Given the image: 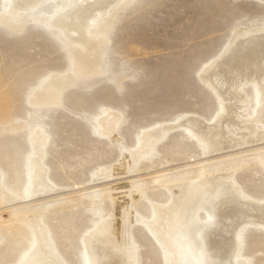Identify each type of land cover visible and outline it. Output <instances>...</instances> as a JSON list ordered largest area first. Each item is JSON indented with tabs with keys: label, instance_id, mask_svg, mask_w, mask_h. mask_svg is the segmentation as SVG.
<instances>
[{
	"label": "rangeland",
	"instance_id": "1",
	"mask_svg": "<svg viewBox=\"0 0 264 264\" xmlns=\"http://www.w3.org/2000/svg\"><path fill=\"white\" fill-rule=\"evenodd\" d=\"M55 1L38 0L34 7L17 11L14 27L0 20V174L10 193L23 192L30 158L27 137L37 128L44 129L48 139L42 163L53 190L38 193L31 201L61 199L47 206L41 217L59 258L65 264H85L84 240L103 224L101 231L110 245L97 248L101 264L112 262L118 250H124L131 264H198L192 238L187 244L182 234L170 250L159 240L171 234L181 211L162 214L155 221L156 212L174 204L173 199L183 198L184 206L188 205L187 196L200 180V166L213 172L208 179L227 187L221 169L235 156L241 164L231 175L233 186L245 195L237 208L247 212L254 206L259 219L249 216L239 255L228 264H264V165L253 156L258 152L264 161V124L253 126L256 134L244 129L253 114L255 118L253 111L260 109L256 83L248 81L246 70L251 69L248 60L258 58L259 46H264V0H117L112 4L103 0L104 13L94 12L84 29L78 31L73 23L69 31L64 28L67 36L77 39L71 44L61 40V29L47 25L56 14ZM91 1L67 0L62 11ZM4 9L5 0H0V18ZM93 38L99 40L97 45ZM240 53L245 57H238ZM227 55L238 59L242 68H231ZM74 60L87 64L83 70L87 74L72 75ZM239 70L240 77H246H238ZM218 75L222 84L214 83ZM257 78L264 88V72ZM48 79L62 81L57 103L33 104ZM237 80L239 94L229 100L235 96ZM236 100L246 107L233 115L228 109ZM110 113L118 117L107 129ZM221 119L228 128L221 130ZM102 121L106 133L100 132ZM189 121H195L190 128ZM164 129L169 130L161 133L152 151L134 163L131 155L139 149V139ZM201 131L221 133L210 146L218 151L204 147L196 135ZM162 175L165 181H159ZM171 181L176 183L168 188ZM95 189L103 190L95 202L81 195ZM223 193L203 201L204 208L197 211L190 227L192 234L203 229L214 257L211 264L225 259L232 229L239 224L228 219L230 232L223 235L216 224L208 226L205 221L214 203L237 200L232 189ZM22 204L23 199L15 198L7 206ZM4 208H0V264H20L32 248L33 236ZM149 221L163 232L149 226ZM211 229L215 232L206 236ZM223 239L230 240L225 245ZM42 262L52 264L48 258Z\"/></svg>",
	"mask_w": 264,
	"mask_h": 264
},
{
	"label": "bare ground",
	"instance_id": "2",
	"mask_svg": "<svg viewBox=\"0 0 264 264\" xmlns=\"http://www.w3.org/2000/svg\"><path fill=\"white\" fill-rule=\"evenodd\" d=\"M37 1L38 0H5V9L3 11V16L0 18V20L2 22H5L8 26L14 27L13 24H14V19H15V16L17 14V11L21 12V11L26 10L28 8H32L35 6ZM66 1L67 0H58L57 2L55 1L56 2L55 5L57 6L55 9L56 14L51 16L52 18L51 17L49 18L50 20L48 21L47 25H49L50 27H57V28L61 29L62 31L64 30V28L65 29L67 28L69 31L68 27L71 26V23H73L72 27L76 25V29H78V31L79 30L81 31V29H84L86 22L90 19V17L93 15L94 12L104 13V10L101 9V4H102L103 0H93V2L91 1V3L87 4L85 7H83L84 5L83 6H76V7H73L71 10H67L66 12H64V11H62V10H64L63 3ZM86 1L87 0H82V2H84V3ZM107 1L111 4L113 2H115V3L117 2V0H107ZM25 5L27 7H25ZM103 5H105V4L103 3ZM105 7H107V6H105ZM101 10H103V11L101 12ZM56 15L57 16L59 15V16L57 17ZM23 16H25V15H23ZM70 21H73V22H70ZM69 22H70V24H69ZM18 25H16V26H18ZM72 27H71V29H73ZM102 33H103V31H102ZM61 34H62L61 40H63V41L70 43V44H71V42H73V43L77 42V39L76 40H73L74 38L71 39L72 37L70 38L69 36H67L64 31ZM77 34H79V33H77ZM92 34L95 35V34H99V33L94 32ZM80 35H81V33H80ZM59 36H58V38H59ZM84 38H85V36H84ZM91 38H92V36H91ZM252 38H255V37H251L250 39H252ZM80 39H83V38H80ZM250 39H248V40L250 41ZM255 39H254V41H255ZM85 41H87V40H85ZM95 41H96V43L94 45H97L99 43L98 42L99 40L98 41L95 40ZM249 41H247V40L245 41V42H248V43H246L247 45L249 44ZM89 42H91V41H89ZM81 43H82V41H81ZM258 43H260V41H258ZM79 44H80V42H79ZM241 44L245 45L244 42ZM263 44H264V42H263ZM81 45L82 44H80V46ZM83 46L86 47V49H84V50H87V46L85 44ZM91 46H93V45L91 44ZM232 47H233V45H232ZM239 47H241V46H239ZM259 48H260V52H259L260 55H258L259 57L256 59H253V60H248V64L251 66V69L246 68V69H248V71L246 70V72L249 73L248 75H250V78H248L249 79L248 81H253L254 83H256V86H257L256 90L258 93V95H256V96H257V99L259 96L260 109H258V110L255 109V111H253L255 113V118H253V115H254L253 114L252 119H250V120L248 119L249 121L247 120L248 122H250V124H248L247 127H244V129H247V130L253 129L255 134L257 132V129L255 127L253 128V126H256V124H258V123L264 124V88H262L261 85H259L260 82L257 78L259 73H262V71L264 72V56H263L264 55V46H261V47L259 46ZM78 51H80V50H78ZM78 51H76V52H78ZM258 51H259V49H258ZM228 53H230V52H228ZM237 54H238V52H237ZM241 54L242 53H240L237 56L238 57H240V56L245 57V55H246V54H242V55ZM235 55H236V53H235ZM91 57H93V56H91ZM227 57L230 58L229 59L230 62L228 64H230L231 68L233 67L234 69H237V70L242 68L241 63L237 62L238 59L230 57L229 55H227ZM81 58H83V57H81ZM91 60H93V59H91ZM223 61H225V59ZM256 62H258V63L256 65H254ZM76 63H78V62L77 61L75 62V60H74V69L72 70V75L79 76V75L87 74V72L84 73V71H83L85 69L84 66L87 64H85V63L83 64L81 61H79V64H76ZM225 64H226V62H225ZM95 65L97 67V64H94V66ZM223 65H220V67ZM244 65H245V63H244ZM88 66H89V64H88ZM253 66H255V67H253ZM227 67H229V66H227ZM246 67H248V66H246ZM87 68H89V67H87ZM231 68H229V69H231ZM253 68H254V70H253ZM92 69H93V67H92ZM243 69H245V67ZM235 71H233V72H235ZM233 72H231V74H233ZM237 73H238V71H237ZM237 73L235 74V76L237 75ZM241 73L242 72L240 71L238 77H240ZM247 73H245V74H247ZM212 74H213V72H212ZM223 75H224V73H223ZM252 75H254V76L251 77ZM213 76H214V74H213ZM230 76H232V75H230ZM234 77H231V78H234ZM244 77H246V76H243L240 78L243 79ZM247 77H249V76H247ZM53 78H54V76H53ZM216 78H215L214 83H218V84L223 83V80H221L220 76L218 77V79H216ZM240 78H239V81H240ZM50 79H48V80H50ZM226 79H228V78H226ZM231 80H233V79H231ZM59 81H61V80L59 79L58 82ZM208 81H210V80H208ZM58 82L55 83L52 80L46 82V84L42 87L41 91L39 90L37 97L34 100L32 99L33 101L31 100L32 103L36 104V105L37 104L38 105H41V104L50 105V104L57 103L58 94L60 93L61 89L63 88L62 81H61V85H59L60 83H58ZM224 82H226V81H224ZM233 82H234V80H233ZM233 82L231 81L230 87L233 84ZM236 82H237V84H235L234 87L237 86V91L234 94L235 96H233V95L230 96L229 100H233V98H237L236 96H237V94H239L240 84H241L240 82H242V80L240 82H238V80H237ZM210 83H213V82H210ZM245 107H246V104L244 101L236 100L234 102V104H231V106H229L228 110L231 112V114L236 115V113L239 109H241V108L244 109ZM110 114H108V117H110V119L112 121L108 127L106 126L107 129L113 128V125L115 124L117 117H118V116L117 117L112 116L113 113L111 115ZM113 115H115V114H113ZM227 123L228 122L225 123L221 119L220 125H219L221 130L223 129V127H227L226 126ZM100 124H101L100 132L106 133L105 129H103V127H102L103 125H106V123L104 121H102V123L100 122ZM194 124H195V121H189L186 125L190 128V126H193ZM227 125H229V124H227ZM231 125H236V123H233ZM169 129H167V130H169ZM166 131L164 129V131H162L160 133L158 131L157 132L155 131L156 133H149V134L147 133V134L143 135L144 137L139 139V144H140L139 149L131 155V157L133 158V162L135 163L142 156L148 155L152 151L153 145L160 139L161 133H164V132L166 133ZM214 134L215 133H211L209 131L208 132H202L201 131L198 133L196 132V135L198 136V138L204 143V147H206V149L208 148V150L210 149L209 151L213 150V147H210V146L212 145L214 139L217 140V138H219L221 135L220 132L215 134V135ZM222 136H221V138H222ZM47 139H48V134L42 128L35 129L27 137L28 147L30 150V158L27 159L28 160V164H27L28 181L24 185V189H23V192L21 194L16 195V194H13V192L10 193L11 191L9 190L10 191L9 192L7 190V188H5L6 186L3 184L2 175L0 174V208L3 207V209H5L4 207H6V211H9V212H7V214L11 217L13 216L14 219L16 218L18 220V223L20 225H23L26 229H28L31 232V235L33 236L32 248L29 251V253L20 260V262H21L20 264H45L42 262V260L44 258L50 259L52 264H65L59 258L57 253L55 252L53 245H52V242L48 236V233L46 232L45 227H44L43 223L41 222V217H42L44 209L47 206H51L53 203L60 201L61 199H55V200L50 199L48 201L47 200H45V201L41 200L42 202H40L38 204H34L31 201L38 193L44 194L47 191L53 190V185L50 183V181L47 177L46 168H45L44 164L42 163L43 151L45 150L44 147H45V144L47 142ZM145 143H146V145H145ZM237 146H239V145H237ZM218 150L219 149L213 150V152L214 151L216 152ZM253 156H256V158L260 161V163L264 165V161L262 160L263 158L261 159L260 153H258V152L253 153ZM240 159H241L240 157H239V159H237L235 156L231 157V159L229 161H226L224 163V165L221 169V171H225V174L222 175L223 176L222 180L224 183L228 182L227 187L221 188V186L223 185L222 183H216L213 180L208 179V177L213 172L211 170H209L206 167V165L200 166L198 168L199 172H200L198 174V179L200 178V180L198 182L196 180L197 187H195L194 190L190 193V196H187L188 205L184 206L183 198L180 200V202L173 199L172 201H174V204H171L170 206L168 205V206L164 207V209L162 211L156 212V215L154 218L155 221H157V218L161 217L162 214H169L173 210H178V213L181 211V219H179L177 221V223L175 225H173V228L171 229V234L168 235V237L163 236L162 239L159 238V240L163 242V245H165L166 249H168V250L172 249V247L175 245L177 239L180 240L181 235L184 234L186 236V240L188 241L187 244H189L191 242V238L194 240V246L192 247V251H193V256L195 258L196 263H198V264H211L214 257L210 254V250H211L210 246L211 245L209 244V241H208V243H206V241L204 239L206 237L203 236V234H204L203 229L196 230V232L194 231V234H192L190 227H192L193 222H195L197 220V216H196L197 211L204 208V207H202L203 201L205 202V200L207 198H209L211 196V194H216V197H218L220 194H222L224 192V190L232 189V191L235 192V194H236L235 198L237 200L234 202H229L227 200H221L218 203H214V204L212 202L213 205H212V207L209 208L205 221L207 222L208 226H214L216 224V226L218 227L216 230H218V232L223 234V235H225L224 233H227L229 231V230H227L226 224H225V222L228 219H235V220L239 221V224L235 227V229H232L233 230L232 240H230V239H229L230 241L227 239L222 240V242L225 245H226L227 241L230 242L226 246V247H230V250L228 251V254L225 255V259L223 261H219L218 264H228L229 261L231 262V261L235 260V257H237V255H239L238 252L240 251V248L242 246V242H241L242 241V239H241L242 234H241V232H243V230L245 228V224L248 223L247 221H250L247 219L249 218V216L251 218H254L255 221L259 219V216L256 212V207L254 208V206H253L252 208H249L247 210V212H249L248 214H247V212L240 211L237 208L239 202L241 203V201L245 199L244 198L245 195H243V193L240 191V189L238 187L235 188L233 186L236 183L233 182L231 175H233L234 171L237 170L238 167H240V164H241ZM228 171H233V172L231 174H229ZM166 179H167V177L165 175H162L161 179H159V181H165ZM172 182H173V184L176 183L175 181L169 182L168 185H170V186H168V188L173 185ZM187 184L190 185L191 182H187ZM102 191L103 190L95 189V190H92L89 192H83V193H81V195L89 198L90 200H93L91 202H95L94 199H96L98 197V194H100ZM15 198H16V200L23 199L22 207L18 208V207L7 206ZM213 198H215V196ZM239 199L241 201H239ZM237 202H238V204H237ZM229 203H232V206H229V207L224 206V205H227ZM217 218H219V219H217ZM216 219L218 220V223H216V221H215ZM148 225L151 226L152 228L156 227V228L160 229L159 226L156 224L151 225V221L148 222ZM101 227L104 228V225L103 224L98 225L96 227V230L90 232L87 235V238L84 240V247H85V254H86L85 264H101L100 250H97V248H99V245L102 243H103L104 247L106 245H110V240L108 239L106 233L102 232L103 229L101 231ZM210 228L211 227H209V229ZM209 229L207 228L206 230H209ZM160 230H161V232H163V229H160ZM213 232H215V229H213V230L211 229V231H209V232L206 231L205 233L207 236ZM239 241H240V243H239ZM47 246L49 248H47ZM227 258H229V259H227ZM237 259H238V261L241 260L240 257H238ZM110 261H112V262H110L108 264H131V261L128 258H126L124 250H120V251L118 250L117 252H114L112 254V258Z\"/></svg>",
	"mask_w": 264,
	"mask_h": 264
}]
</instances>
